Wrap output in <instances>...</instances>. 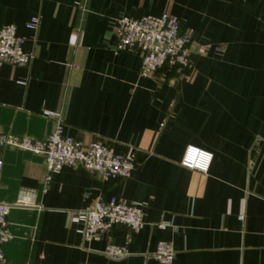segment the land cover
Instances as JSON below:
<instances>
[{"label":"crops","instance_id":"0c3cea01","mask_svg":"<svg viewBox=\"0 0 264 264\" xmlns=\"http://www.w3.org/2000/svg\"><path fill=\"white\" fill-rule=\"evenodd\" d=\"M165 13L191 38L183 78L116 48L122 18ZM6 25L33 59L0 67L2 131L42 140L59 119L137 164L128 178L49 174L42 156L3 149L0 201L31 204L9 213L8 264H161V241L173 264H264V0H0ZM189 146L213 154L206 174L181 165ZM111 199L140 205L145 226L85 241L77 213ZM109 245L129 256L108 259Z\"/></svg>","mask_w":264,"mask_h":264},{"label":"built area","instance_id":"2783aa9c","mask_svg":"<svg viewBox=\"0 0 264 264\" xmlns=\"http://www.w3.org/2000/svg\"><path fill=\"white\" fill-rule=\"evenodd\" d=\"M37 24V20H35ZM119 37L116 48L121 51L138 49L142 53L143 73L171 72L183 78L194 67L190 51L191 38L182 29L178 18L163 14L159 17H125L119 21ZM23 39L16 34L14 25L0 29V67L5 63L26 65L33 55L24 52ZM25 85L26 80L18 81ZM14 148L29 151L44 158L50 173L58 172L65 166H81L102 179L128 178L136 169L134 155L118 153L111 143L96 140L83 147L72 137L65 135L63 121L55 120L53 131L42 140L18 137L2 131L0 127V171L3 167L2 151ZM213 154L195 146L187 147L181 165L187 169L206 174L211 166ZM49 179V176L48 178ZM31 206L28 199L14 203L0 201V264H8L3 246L12 239L8 216L13 208ZM83 222L85 241L100 240L115 227H127L139 231L145 226L144 211L140 205H127L114 199L98 200L92 208L77 213ZM264 235V227L262 230ZM104 255L113 261L129 256L127 250L109 245ZM151 258L161 264H173L176 256L172 243L161 241Z\"/></svg>","mask_w":264,"mask_h":264}]
</instances>
